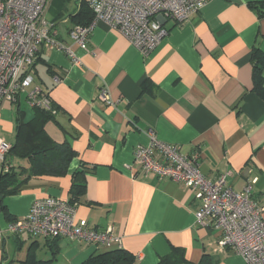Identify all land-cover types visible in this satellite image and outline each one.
Here are the masks:
<instances>
[{"label":"crops","instance_id":"0c3cea01","mask_svg":"<svg viewBox=\"0 0 264 264\" xmlns=\"http://www.w3.org/2000/svg\"><path fill=\"white\" fill-rule=\"evenodd\" d=\"M86 3L52 0L48 20L74 57L42 48L31 85L50 97L56 111L47 134L68 142L76 155L65 176L32 178L4 206L15 221L37 200H70L73 176L81 173L77 181L84 192L73 204L77 219L98 231L112 227L117 239L112 246L94 247L11 234L12 221L0 211V264H24L30 255L49 261L54 251L51 264H82L110 248L132 253L136 264H158L173 248L185 251L186 264H199L205 255L214 264H246L219 249L220 229L196 221L201 202L191 190L145 175L134 154L149 144L146 134L152 130L184 155L198 152L199 170L208 180L231 172L230 187L239 193L256 180L251 199L264 207V101L252 90V54L255 49L264 54V17L254 6L264 0H212L183 24L168 21V35L148 56L105 22L95 25L86 50L74 43L70 31L78 23L71 16ZM101 89L112 104L98 99ZM23 106L28 107L25 95L3 105L0 140L10 145L18 117H33ZM4 164L27 165L12 156Z\"/></svg>","mask_w":264,"mask_h":264},{"label":"built area","instance_id":"2783aa9c","mask_svg":"<svg viewBox=\"0 0 264 264\" xmlns=\"http://www.w3.org/2000/svg\"><path fill=\"white\" fill-rule=\"evenodd\" d=\"M211 1L88 0L93 21L87 26H74L70 37L86 50L95 25L105 22L125 36L143 56H148L168 35L165 26L168 21L183 24ZM51 3L52 0H0V116L5 103L17 102L24 95L29 107L56 114L50 97L39 87L31 88L33 67L42 48L62 50L74 57L70 46L57 39L56 26L48 20ZM55 81L60 82V78L56 77ZM98 99L112 104L105 89L100 90ZM146 135L149 144L138 146L134 154V163L140 170L191 190L201 202L196 221L222 232L221 251L231 250L246 264H264V207L251 199L256 180L248 182L242 192H236L229 184L231 172L208 180L199 170L198 152L184 155L180 146L161 142L154 131ZM11 148L12 145L0 140L1 163H5ZM2 170L7 172L9 167L4 164ZM76 212L69 200L53 197L37 200L29 214L11 222L8 230L11 234H28L46 240L68 238L94 247L115 243L117 238L112 227L98 231L86 220H78Z\"/></svg>","mask_w":264,"mask_h":264},{"label":"trees","instance_id":"16d2710c","mask_svg":"<svg viewBox=\"0 0 264 264\" xmlns=\"http://www.w3.org/2000/svg\"><path fill=\"white\" fill-rule=\"evenodd\" d=\"M254 8L259 11L260 16L264 17V3L255 5ZM71 18L78 25H89L94 18L89 3L83 4L80 11L72 15ZM252 63V90L264 101V54L258 49H255L252 54ZM35 66L36 64L33 69ZM42 92L45 93L43 90ZM52 108L55 110L53 105ZM33 113L30 120H25L24 114L18 117L15 142L8 154V156L24 161L27 165L9 168L7 172L0 173V211L5 212L7 219L12 222L13 220L4 206V200L11 195L20 193L22 187L32 178L65 176L76 155L68 142L57 143L47 134L46 124L54 118L51 111L36 107L33 108ZM80 175L81 173H76L73 176L74 181L71 188L73 197L69 200L71 204H74L78 196L84 192V184H79L77 181ZM52 255L53 258L49 261L37 260L30 255L24 264H51L56 260L57 251L52 252ZM187 262L185 251L173 248L171 254L162 258L158 264H186ZM82 264H136V257L124 249L110 248L105 252L91 256ZM199 264H214V262L210 256L205 255Z\"/></svg>","mask_w":264,"mask_h":264},{"label":"rangeland","instance_id":"374dc122","mask_svg":"<svg viewBox=\"0 0 264 264\" xmlns=\"http://www.w3.org/2000/svg\"><path fill=\"white\" fill-rule=\"evenodd\" d=\"M38 69H39L41 75L44 76V70H43L42 66H39ZM23 108L26 109L30 114L32 113L33 109L31 107L23 106ZM40 238L43 239V237H40Z\"/></svg>","mask_w":264,"mask_h":264}]
</instances>
